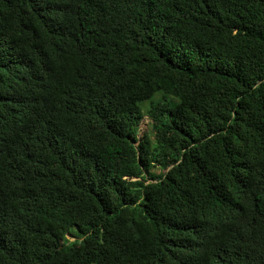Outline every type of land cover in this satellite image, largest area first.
Wrapping results in <instances>:
<instances>
[{
	"label": "trees",
	"instance_id": "trees-1",
	"mask_svg": "<svg viewBox=\"0 0 264 264\" xmlns=\"http://www.w3.org/2000/svg\"><path fill=\"white\" fill-rule=\"evenodd\" d=\"M0 264H264V0H0Z\"/></svg>",
	"mask_w": 264,
	"mask_h": 264
},
{
	"label": "rangeland",
	"instance_id": "rangeland-1",
	"mask_svg": "<svg viewBox=\"0 0 264 264\" xmlns=\"http://www.w3.org/2000/svg\"><path fill=\"white\" fill-rule=\"evenodd\" d=\"M148 123H149V119L148 117H145L144 120L142 121L141 123V131H140V134H139V138L143 135V133L147 130L148 128Z\"/></svg>",
	"mask_w": 264,
	"mask_h": 264
},
{
	"label": "clouds",
	"instance_id": "clouds-1",
	"mask_svg": "<svg viewBox=\"0 0 264 264\" xmlns=\"http://www.w3.org/2000/svg\"><path fill=\"white\" fill-rule=\"evenodd\" d=\"M141 126V125H140ZM141 129V128H140Z\"/></svg>",
	"mask_w": 264,
	"mask_h": 264
}]
</instances>
